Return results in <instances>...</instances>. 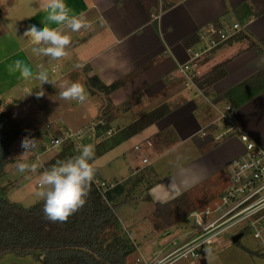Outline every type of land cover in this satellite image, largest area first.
Here are the masks:
<instances>
[{"label":"crops","instance_id":"1","mask_svg":"<svg viewBox=\"0 0 264 264\" xmlns=\"http://www.w3.org/2000/svg\"><path fill=\"white\" fill-rule=\"evenodd\" d=\"M1 1L5 10L0 8V100L5 110L10 108L3 102V95L17 92L19 87L25 101L41 99L47 102L55 96L54 92L59 90L62 81H79L85 85L87 100L83 104L75 101L82 108L80 116L71 123L76 124L98 111L97 122L88 127L97 135L106 127L107 132L100 134L105 137L101 157L106 158L105 163L113 171L122 163L121 159L118 160L121 157L130 172L128 179L149 182L151 176L144 172L145 169L153 167L174 147L190 143L193 156H188L191 148L178 153L171 160L174 166L171 174L147 189L146 196L154 206L166 205L180 194L194 189L210 191L209 187L212 190L218 181L213 178L221 173L223 178H228L229 165L244 151L242 144L235 137L216 141L215 136L220 133L217 126L205 138H200L198 131L214 119L213 105L223 107L229 104L226 94L231 88L264 69V14L257 16L254 3L243 13L237 8L250 0H65L72 14L79 17L83 13L91 26L78 32L65 29L73 45L68 49L70 56L53 61L50 57L34 55L29 38L23 37L30 25L43 27L47 13L39 8V0H0V4ZM233 23L243 25L244 31L193 62L195 83L203 96L194 98L188 90L187 94V87L185 89L178 72V67L189 59L186 41H195L197 35L210 25L227 27ZM49 26L58 27L52 22ZM249 42L258 45L261 53L249 48ZM17 59L32 68L34 73L38 65L47 67L52 60L54 64L47 67L50 83L25 80L19 71H10L9 66ZM75 74L77 77H73ZM94 77L107 87L118 81L121 85L101 98L103 106L99 109L92 102L101 94L90 92L87 86V79ZM136 96H139V102H132ZM150 102H153L152 106H148ZM127 103L130 106L125 108ZM142 103L146 104V112L163 105L169 111L154 125L135 134L146 143L145 150L152 153L149 158H140V162L145 159L147 164L141 162L139 166L124 150L126 140L117 142L115 137L133 124L136 119L125 123L123 118L140 108ZM233 115L241 130L264 146V92L234 109ZM59 119L63 121V118ZM69 127L65 126L66 129ZM96 140L100 141L99 138ZM134 150L140 152V146H135ZM209 181V187H205ZM121 209L116 212L118 221ZM135 211L133 209L130 214Z\"/></svg>","mask_w":264,"mask_h":264},{"label":"rangeland","instance_id":"2","mask_svg":"<svg viewBox=\"0 0 264 264\" xmlns=\"http://www.w3.org/2000/svg\"><path fill=\"white\" fill-rule=\"evenodd\" d=\"M0 8L5 10L2 1ZM15 22L17 23V21ZM203 32L205 33V31ZM71 46L73 45L71 44ZM53 64L51 60L47 67ZM73 77H77V75L75 74ZM16 90L17 92L5 93L2 98L5 105H8L10 108L7 111L11 114V124L19 129L20 137L10 144L9 159L12 160V163L6 167L4 175L0 178V196H3L9 203L22 206L23 208H29L41 200L37 195L41 190L39 176L45 169H48V165L52 166L59 161L58 158L61 148L48 149L51 147L49 140L52 133L56 130L61 132L65 131V126H76L69 127L70 131L74 133L79 128L80 130H85L89 125L97 122L98 111H96L95 115H89L90 117L85 116L84 120L81 119L72 125L71 121H74L76 116H80L82 105L77 104L75 101H67L65 103V100L59 97V90H56L54 92L55 96L51 95V99L47 102L41 99L25 101L24 95L22 96L19 91L21 88L19 87ZM185 91L188 94L187 89ZM103 97L102 95L96 96L92 105L99 109V107L103 106L101 100ZM139 99V96H136L132 102L135 100L139 102ZM195 100L199 99L196 98ZM148 104V106H152L153 102ZM129 106L130 104L127 103L124 107ZM145 107L146 104L142 103L140 108L134 110L129 116H125L123 118L125 123L134 121V119H138L148 113L149 111L146 112ZM59 116L63 118V121L59 119ZM43 134L46 135L45 138ZM91 135L92 132L89 131V142L87 144H93L96 148V143H98L96 141L98 140L94 141ZM25 138L36 141L35 145L29 148L26 161L20 157L24 151L21 145ZM104 138L100 137L99 142L103 141ZM123 143L125 146L124 150H126L130 158L134 157L133 162L138 163L139 166H141L140 158L143 156L147 158L152 156L151 150L150 152L145 150L147 149L145 148L147 147L146 143L138 137H130ZM84 144L87 145L85 141ZM135 146H140V152H138L139 150H134ZM190 148V143H187L182 146L178 145L173 150L163 154L162 158L153 167L151 166L144 170L146 174L150 173L152 181L140 182L136 186V189L131 191L127 196L128 202L121 205L122 211L119 212L118 218L124 229V238L130 240L135 248V252L127 258L126 263L153 264L155 262L157 264V262L163 261L162 264H264V222L260 227H257L261 238L253 237V232L245 229L244 225H239L229 231L227 233L229 237L236 232L242 233L238 243H232L230 241L231 239H229L224 242L220 240V244H217L215 239L212 243L198 246L199 243L194 242V236H191L193 232H202L200 225L196 223V219L192 215L205 212L206 209L212 208L214 202L218 201L219 196L231 185L230 175L232 163L228 168V178H223V173L213 178V181L217 180V178L218 181L212 190L208 186L210 181L205 183V187L208 186L210 191L203 192L202 190L204 188H198L193 191L184 192L180 194L181 196L179 195L180 202H178V205H170L167 209L159 208L157 210L148 200L149 198L146 196L147 189L153 183L163 179L164 176L171 174L174 168L171 160L178 153ZM197 148L194 149L197 151ZM45 149L47 150L42 153ZM193 153L194 150L191 148L188 156L192 157ZM120 159L122 163L119 164V168L116 171H113L105 163V157L100 156L96 159L94 162L98 168V172L95 179L106 183H112L109 180L115 179L117 180V184L123 183L121 180H124V182H128L127 187H129L135 178L128 179L130 172L127 164L123 158L119 157L118 160ZM21 162H26L29 166L35 164L37 166L36 171H32L30 167L28 170L20 171L18 164ZM3 188H5L4 195L1 194ZM133 209L136 210L135 213L130 214ZM210 218L212 220L213 216ZM204 223L201 220L200 224L204 225ZM192 229H194L193 232L191 231ZM187 244H189V248L181 247ZM244 249L255 254L250 256L244 252ZM175 250L178 252L176 253ZM173 253H176L173 257L168 256V254ZM179 256L181 257L178 258ZM43 262V257L38 255L34 258L30 256L17 257L12 255L0 257V264H43Z\"/></svg>","mask_w":264,"mask_h":264},{"label":"trees","instance_id":"3","mask_svg":"<svg viewBox=\"0 0 264 264\" xmlns=\"http://www.w3.org/2000/svg\"><path fill=\"white\" fill-rule=\"evenodd\" d=\"M251 3L258 9L257 16L264 14V0H250L237 8V11L246 13ZM189 40L186 41L188 45L194 42L193 39ZM249 43V48L261 53L258 45ZM87 86L90 92L107 97L121 85L118 81L107 87L94 77L87 79ZM263 92L264 69L231 88L226 94V99L234 110ZM168 111V107L164 105L154 109L124 128L115 139L121 142L135 136L166 116ZM97 128L100 129L101 126ZM103 128L98 131V135L102 134V131L107 132L106 127ZM18 137L20 131L12 126L11 114L5 110L0 100V178L4 175L6 167L12 163L9 159V147ZM96 144L94 161L102 156L101 150L105 146L102 141ZM77 154L73 146L63 147L58 159L65 160ZM95 178L94 180H97ZM139 183L138 178L134 179L129 187L127 181L118 183L115 188L105 193L104 198H95L92 183L84 206L64 223H53L45 217L42 199L29 208H23L0 196V257L12 255L34 258L38 255L43 257V264H127L126 260L135 252V248L130 240L124 238V229L116 217V212L121 205L128 202L127 196ZM4 190L5 188L2 189V195L5 194ZM180 196L166 205L156 204L155 208L167 209L170 205H178ZM244 252L250 256L255 254L245 249Z\"/></svg>","mask_w":264,"mask_h":264},{"label":"built area","instance_id":"4","mask_svg":"<svg viewBox=\"0 0 264 264\" xmlns=\"http://www.w3.org/2000/svg\"><path fill=\"white\" fill-rule=\"evenodd\" d=\"M243 31L244 26L238 23H233L227 27L210 25L205 30V33H199L193 43L185 46L189 59L178 67V72L193 97L203 96L202 91L195 83L193 62ZM213 109L215 117L210 124L198 131L199 137L205 138L210 130L216 127L214 125H218L220 133L215 136V140L223 141L226 138L235 137L242 144L244 151L232 161L231 185L229 188L219 196V200L214 202L212 208L192 215L202 231L201 235L194 241L199 243L198 246L212 243L215 239L217 244H220V240H223V242L229 240L230 237L227 233L239 225H244L245 229L251 230L253 237L261 238L257 227H260L264 222V146L250 139L241 130L237 122L234 121V110L230 105L223 107L213 105ZM89 131L92 132L91 138L94 141L98 138L100 139L101 136L97 135L91 127L85 130H78L75 133L71 132L70 129H65L63 132L56 130L52 133L53 137L50 136L51 147L48 149H62L63 147L73 146L74 150L77 151L78 146L85 145L84 141L86 144L89 142ZM43 137L45 138L46 135L43 134ZM147 144L150 145L149 142ZM46 150H43L42 153ZM141 162L147 164L145 159H142ZM92 183L96 193L95 198L97 196L104 198L105 193L117 185V183H106L98 180H93ZM211 216H213L212 220ZM201 217L207 221L204 225L200 224ZM189 244L183 246V248H189ZM176 253L168 254V256L173 257ZM162 263L163 261L157 262V264ZM153 264L156 263L154 262Z\"/></svg>","mask_w":264,"mask_h":264},{"label":"clouds","instance_id":"5","mask_svg":"<svg viewBox=\"0 0 264 264\" xmlns=\"http://www.w3.org/2000/svg\"><path fill=\"white\" fill-rule=\"evenodd\" d=\"M39 8L47 13L43 27L30 25L23 37L29 38L33 45L31 51L34 55L50 57L57 61L67 59L70 56L68 49L71 45V36L65 29L78 32L91 25L84 19L83 13L79 17L73 15L65 0H39ZM49 22L55 23L58 27H50ZM9 70L19 71L25 80L37 79L42 84L50 83L48 68L44 64L38 65L34 73L32 68L17 59L14 65L9 66ZM59 97L62 100L83 104L87 100L85 85L79 81L64 80L59 84ZM35 142L27 138L22 142L21 146L24 151L20 157L23 160L26 161L28 150L30 146L35 145ZM77 152V155L57 161L39 176L41 190L37 195L44 201L45 217L53 223L67 222L71 215L84 206L95 178L97 172L94 162L95 145L78 146ZM29 167L32 171H36L35 164L31 166L26 162L18 164L22 172L28 170Z\"/></svg>","mask_w":264,"mask_h":264},{"label":"flooded vegetation","instance_id":"6","mask_svg":"<svg viewBox=\"0 0 264 264\" xmlns=\"http://www.w3.org/2000/svg\"><path fill=\"white\" fill-rule=\"evenodd\" d=\"M205 219H203V217H202V222L204 223L205 221H204ZM207 222V221H206ZM205 222V223H206ZM197 223V222H196ZM193 230L194 229H192L191 231L193 232ZM191 231H190V233H191ZM238 233H241V232H236L234 235H232L229 239H231L230 241L232 242V239L234 238V236L236 235V234H238ZM201 235V233L200 232H193L192 234H191V236H194V240L193 241H195L199 236ZM239 241V240H238ZM233 243V242H232ZM181 247H183V246H181ZM180 247V248H181ZM176 251V250H175ZM180 258V257H179Z\"/></svg>","mask_w":264,"mask_h":264},{"label":"water","instance_id":"7","mask_svg":"<svg viewBox=\"0 0 264 264\" xmlns=\"http://www.w3.org/2000/svg\"><path fill=\"white\" fill-rule=\"evenodd\" d=\"M241 236H242V233H238V234H236L235 236H234V238L232 239V242L234 243V242H237L240 238H241Z\"/></svg>","mask_w":264,"mask_h":264}]
</instances>
